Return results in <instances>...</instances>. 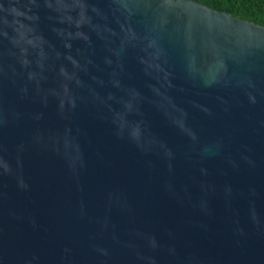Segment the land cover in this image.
Returning <instances> with one entry per match:
<instances>
[{"label":"water","instance_id":"obj_1","mask_svg":"<svg viewBox=\"0 0 264 264\" xmlns=\"http://www.w3.org/2000/svg\"><path fill=\"white\" fill-rule=\"evenodd\" d=\"M0 264H264V27L0 0Z\"/></svg>","mask_w":264,"mask_h":264},{"label":"trees","instance_id":"obj_2","mask_svg":"<svg viewBox=\"0 0 264 264\" xmlns=\"http://www.w3.org/2000/svg\"><path fill=\"white\" fill-rule=\"evenodd\" d=\"M212 10L264 27V0H192Z\"/></svg>","mask_w":264,"mask_h":264}]
</instances>
